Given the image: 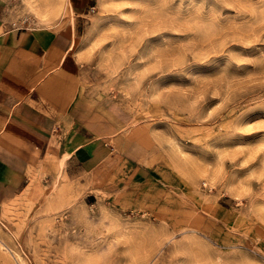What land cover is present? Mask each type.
I'll return each mask as SVG.
<instances>
[{
  "label": "rangeland",
  "instance_id": "rangeland-1",
  "mask_svg": "<svg viewBox=\"0 0 264 264\" xmlns=\"http://www.w3.org/2000/svg\"><path fill=\"white\" fill-rule=\"evenodd\" d=\"M76 17L80 105L115 124L113 170L92 199L79 172L0 188V264H260L264 0H95Z\"/></svg>",
  "mask_w": 264,
  "mask_h": 264
},
{
  "label": "crops",
  "instance_id": "crops-1",
  "mask_svg": "<svg viewBox=\"0 0 264 264\" xmlns=\"http://www.w3.org/2000/svg\"><path fill=\"white\" fill-rule=\"evenodd\" d=\"M68 3L75 18L67 12L28 26L6 19L0 1V188L9 192L79 172L92 199L113 170L107 138L115 124L107 113L82 112L78 95L76 16L95 0Z\"/></svg>",
  "mask_w": 264,
  "mask_h": 264
},
{
  "label": "bare ground",
  "instance_id": "bare-ground-1",
  "mask_svg": "<svg viewBox=\"0 0 264 264\" xmlns=\"http://www.w3.org/2000/svg\"><path fill=\"white\" fill-rule=\"evenodd\" d=\"M22 1L31 11H33V13H35L37 16H39L42 19H50L57 17L60 18V16L62 17L64 15V12L67 10V8H69V11L71 12L68 3L69 0H22ZM108 2L109 0H97V5L103 6Z\"/></svg>",
  "mask_w": 264,
  "mask_h": 264
},
{
  "label": "snow or ice",
  "instance_id": "snow-or-ice-1",
  "mask_svg": "<svg viewBox=\"0 0 264 264\" xmlns=\"http://www.w3.org/2000/svg\"><path fill=\"white\" fill-rule=\"evenodd\" d=\"M143 3H146V4H151L152 3V0H142ZM103 23V26L104 27H107L110 23H119V20L118 18H105L104 21L102 22ZM124 27H129V25H123ZM166 39H175L174 37L171 36V34H161L160 36L158 37H154V38H151L149 39L143 49H141V52H140V56L142 57H147L149 55V53L157 46H163V43ZM186 39V37H185ZM235 50V49H234ZM175 60H179L180 57L177 56V57H174ZM136 66V61H133V67ZM251 134V133H250ZM222 139H227V137L225 138H222ZM261 139H264V134H261ZM241 155H243V153H241ZM246 171H250V169H246ZM246 174V173H244ZM257 259H260V258H257ZM260 264H264V259L260 260Z\"/></svg>",
  "mask_w": 264,
  "mask_h": 264
}]
</instances>
